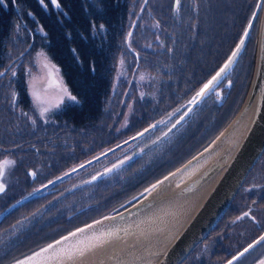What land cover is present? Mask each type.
I'll list each match as a JSON object with an SVG mask.
<instances>
[{
	"label": "rangeland",
	"instance_id": "rangeland-1",
	"mask_svg": "<svg viewBox=\"0 0 264 264\" xmlns=\"http://www.w3.org/2000/svg\"><path fill=\"white\" fill-rule=\"evenodd\" d=\"M38 1L41 2L43 7H47V0ZM127 2L130 4L128 7L130 9V20L128 25L125 26L126 31L121 47L122 53L119 55L118 60L114 62L115 77L113 81V93L111 95L113 97H110L106 104L107 112L111 108L116 109L110 111L108 120L104 117V122L99 123L101 129H97V123L93 128L89 127L90 129H87L88 126L82 128L75 126V129L73 125L67 123V120L62 116V112L70 104L79 103V99L73 94L71 87L68 85L62 65L55 60L54 56L48 50V34L44 31L35 13L25 8L26 0H0V6L4 7L3 13L0 7V19L4 24V30L2 29L0 33V165H3L0 181L7 187L5 192L0 193V254L5 251H10L15 242H17L15 244L24 242L20 241V231H38L40 229L35 228L36 224L43 223L46 220L44 213L36 212L40 207L35 211L29 209L31 206L26 204L21 205V209H14V207L19 206L24 199H27L28 195H31L43 185L48 184V182H52V180L92 158L104 154L110 147L126 141L128 137L137 134L142 129L138 121L132 122L135 119L134 115L137 113L143 112V115L154 119V122H149V124L154 123L152 128L154 127L157 133V139L148 148V151L141 156V162L149 164L152 161H156L153 166L158 168L157 172L149 174V179L139 186L141 189L139 190L138 188V194L148 188H152L160 178L167 176L171 171L180 167L182 163L192 159L195 154L202 151L203 148L213 142L223 132L236 115V111L247 91L245 88L249 80V72L251 71L253 33L254 29L258 26L259 20L255 22L251 37L240 56L241 58L231 68V71L203 97L199 104L193 106L195 94L202 89L220 67L212 72L198 87L190 89L188 92L180 91L177 93L176 89L170 90L171 85L169 83H167V86L163 84L170 79L168 75L164 77L167 73L166 71L170 69L168 64L158 60L156 55H152L155 53L159 54L162 48H164L166 42V39H164L165 34H162L158 23L155 19L152 20L149 16L150 14L145 15L143 13L138 22V24L141 23L143 29L142 27L135 28V31L138 33L134 36L135 31L133 33L130 27L135 21L136 16L142 11L146 0H127ZM220 3L222 4L221 0ZM239 3L241 4L239 0L225 1L224 4L230 11V15L224 17V21H227V23L230 22L233 17L232 12H236L235 8L239 7ZM180 4L181 0H175L174 14L178 13ZM228 10L227 12H229ZM146 27H148V30L145 29ZM28 28L33 29V36L36 35L32 40L34 42L33 45L36 46L31 51H27L30 46L29 31L26 30ZM221 29L222 27L217 28L216 32L220 34ZM7 30L8 35H4ZM188 35L186 33L183 38L186 39ZM240 39L241 37L237 40L220 66L228 59ZM226 41L227 38L222 44V47L224 44L226 47L229 45V42ZM218 48L213 55L208 58L205 56V60L203 61L198 59L197 63H203L205 65L213 62L214 56L221 50L220 46ZM144 51H150L152 54H145L143 53ZM223 54L225 55L226 51ZM198 66L195 73L199 72ZM170 72L172 71L170 70ZM171 78L173 77L171 76ZM62 89H66L70 95L75 96L76 101H71L67 95H64ZM162 90L168 93L170 98L168 96L165 98L161 94ZM121 91L124 92L122 101L113 103L115 95ZM34 92L39 94L41 101L36 99L33 95ZM171 94H173L172 98ZM128 99L130 100L128 101ZM137 99L146 101L145 107L134 108L131 104L133 101H137ZM192 106L193 108L190 109ZM45 109L47 110L45 111ZM183 113L186 114V118L184 119L186 123L184 121L181 123V130L189 132V137L187 138L188 143L186 144L187 148L183 154V157L186 156L185 160H183V157L181 159L177 158V153L174 154L171 152L172 150H176L180 142L184 141L187 136H179L178 140H176L178 135L176 133H180V131L167 135V132L172 128L174 122L183 120ZM58 116L60 118H57ZM174 116L176 120L172 118ZM153 139L155 138L151 137L150 140ZM146 143L148 142H134L125 148L129 149V147L134 146L133 149H137V147L144 146ZM78 144L80 145L77 148ZM117 150L115 155L122 151L120 149ZM134 152L133 150L131 153ZM112 158L113 156L107 155L101 162L96 161V163L87 166L83 170L74 172L72 175L63 178L64 180L61 181L63 183L58 182L55 184L56 186L50 188L45 193H49V196L53 195L55 190L63 185L66 189L76 188L78 195L75 192L74 194L67 195L65 199V202L70 207L71 204H74L79 199L80 195L79 202L75 207L71 208V211L69 210L70 212L85 207V203H93L96 198L97 186H101L108 178L113 179L119 171L116 170L115 173L108 175L106 178L94 179L95 174L110 164L115 163L118 156L116 159ZM167 161L169 162L167 163ZM30 169H33L36 173L35 178L28 173ZM155 178L158 179L155 180ZM135 197L132 196V198L118 207L115 206L116 208L108 207L105 212L98 214L96 217L95 213L91 210L86 217L85 224L68 227L70 231L64 235L54 236L52 238L47 237L49 232L55 229V226H51L52 229L47 228L48 230L43 228V230L31 236L30 238L32 239H29L25 243L30 244L33 241L45 237L46 241L43 245L17 259L13 258L6 264H16V261L22 260L23 257L33 254V252L43 249L49 244H54L56 241L65 237V235L86 226V224L117 212L118 209L127 205L126 203ZM253 198L258 202V205L255 204L258 206V210H255L253 213L257 219L259 218L264 221V156L259 157L255 166L248 173L246 180L240 187L236 195V206L245 209L247 206H240V202L244 203L249 199L253 200ZM43 200V196L37 198L39 202ZM184 211L186 210L183 209L179 212L182 214ZM178 218L176 217L175 219ZM162 221L167 222L164 219ZM162 221L154 225H159ZM252 224V220L248 218L238 220L231 224L229 230L230 238H244L245 241L239 247L232 249L230 254L235 253L244 245L247 243L250 244L251 241L256 239V235L250 238L247 237V230H250L249 228ZM135 225L141 226L139 224ZM243 227L246 229H243ZM44 232L47 234H43ZM40 233L43 235H40ZM123 233H116L114 235H116L117 240L120 236H129L127 232ZM131 233L133 232L131 231L129 234ZM137 233H140L139 236H141L138 237L140 239L134 242L137 246H142V243H145L147 240L151 242L152 239L160 238L155 233L153 235L145 234L144 229H141ZM146 236L148 238H145ZM11 238H14L12 243ZM134 238L135 236L133 235L129 239H122L117 244L106 246L111 239L109 236H103L101 241L104 243L100 244H104L101 246L104 248L103 254H101L97 247L94 249L96 244L94 246L90 244L84 247L77 245L75 249H73V246H69L73 251L69 252L70 255L68 256L73 254L75 256L73 255L74 257L72 256L69 259V261H73L67 264H99V261L104 260V258L116 256L117 247H121L126 251L127 249L129 250L131 248L130 242ZM252 238L253 240H251ZM5 243L11 244L3 246ZM262 246L264 250V240L241 257V259L247 255L249 258L253 251H256ZM216 248L215 243H212L208 246V250L204 254H201V249L193 254L191 253V256L183 264H198L199 262L201 264L212 263L213 252ZM84 254L85 256H82ZM199 254H201L200 260L197 257ZM248 258L246 261L249 263L252 259L250 260ZM3 260L4 258L0 259V264H2ZM90 260L93 263L89 262ZM259 260H264V251L262 255L254 261L252 260L249 264H255ZM219 262L221 260H216L214 264H219Z\"/></svg>",
	"mask_w": 264,
	"mask_h": 264
},
{
	"label": "water",
	"instance_id": "water-1",
	"mask_svg": "<svg viewBox=\"0 0 264 264\" xmlns=\"http://www.w3.org/2000/svg\"><path fill=\"white\" fill-rule=\"evenodd\" d=\"M257 2L241 39L228 59L205 84L208 85V88L205 89V85L202 87L204 89L203 94L197 95L196 93L194 96L193 106L199 104L203 97L231 71V68L241 58L240 56L246 48L255 22L259 20L250 82L236 115L223 132L202 151L195 154L192 159L182 163L180 167L171 171L167 176L160 178L155 187L144 190L126 203L127 205L118 209L117 212L108 214L106 217L99 218L79 228L83 229L82 232L77 229L72 232L75 233V236L70 235L71 233L65 235L68 239L61 238L58 240L60 244H56V242L52 244L54 248L49 249L47 253H41L40 249L23 257L22 260L32 257V260L27 264H67L73 261H69V259L73 255L75 256V254L68 256L70 255L69 252L73 251L69 246H73V249H75L77 245L84 247L96 244L94 249L97 247L103 254L104 248L101 246L104 244L100 245L104 243L101 241L103 236L110 237L111 240L106 245L109 246L117 244L124 238L129 239L133 235L135 238L141 237L139 236L140 233H137L141 229H144L145 234L153 235L155 233L162 239H152L151 242L147 240L142 243V246L134 244L135 239H132L129 250L126 251L121 247H117L116 256L104 258V260L99 261V264H182L186 260L196 245L206 238L227 212V208L234 201L248 173L264 152V0H258ZM242 39L243 44L240 43ZM238 45L239 48H237ZM233 52L237 54L233 56ZM230 58L231 63H229ZM226 64L228 65L227 68H225ZM221 69H224V71L221 72ZM217 73H219V76H217ZM213 77H216V79L213 80ZM200 92L201 90L198 93ZM245 114H248L247 121L241 124L240 120ZM131 140L130 138L128 141ZM117 147L118 145L115 146V148ZM115 148L113 149L115 150ZM106 153L66 172L52 180L50 184L62 180L92 163L95 159L105 156ZM208 161L209 164L206 165ZM206 166L208 169L203 170ZM116 167L117 164L107 168L99 175H106L107 172ZM2 170L3 166L0 165V171ZM162 184L165 186L161 187ZM172 186L175 189H171ZM0 188L4 190L6 187L0 182ZM31 195L27 196V199ZM183 209L186 211L181 214L179 211ZM176 217L179 218L175 219ZM162 218L167 222L162 221ZM161 221V224L154 225ZM131 231L133 233L129 234ZM123 232H127L129 236H120L117 240L114 234H124ZM261 237H264V232L250 242L249 245H252V247H249V245L244 247L234 256L237 257L236 259L232 257L229 261L233 263L240 260L241 257L263 241ZM145 238H148V236ZM44 248H47V246ZM246 248L248 249L247 252L244 251ZM66 252L67 254H65ZM36 253H40V255L36 256ZM241 253L244 254L241 256ZM82 256H85V254ZM229 261L225 264H229ZM259 261L254 263L260 264ZM89 262L93 263L91 260Z\"/></svg>",
	"mask_w": 264,
	"mask_h": 264
},
{
	"label": "trees",
	"instance_id": "trees-1",
	"mask_svg": "<svg viewBox=\"0 0 264 264\" xmlns=\"http://www.w3.org/2000/svg\"><path fill=\"white\" fill-rule=\"evenodd\" d=\"M32 1L26 0L25 8L34 12L41 22L44 31L48 34V50L55 60L62 65L67 83L73 94L79 99V103L67 106L62 112V116L74 128L75 126L81 128L88 126L87 129H90L97 123V129H101L99 123H103L105 118L108 120L110 111L116 109L111 108L107 112L106 104L109 98L113 97L111 96L115 77L113 67L114 62L122 53L125 26L130 20V9L128 8L130 4L127 0H55V2L47 0V7H43L40 1ZM221 1L222 4L220 0H181L180 9L178 13L174 14L175 0H149V3L147 0L144 4V7L147 5L146 8L143 7L136 16L130 27L133 33L135 28L142 27L141 23L138 24V22L144 13L145 15L150 14L152 20L155 19L158 23L162 34H165L166 42L159 54H152L150 51L143 53L156 55L158 60L168 64L170 69L166 71L167 73L165 72L164 77L168 75L170 79L163 84L167 86L169 83L171 85L170 90L176 89L177 93L180 91L188 92L190 89L198 87L212 72L220 67L227 54L241 37L242 31L247 26L246 23L258 3V0H239L241 4L239 3V7L235 8L236 12H232L233 17L227 23L224 21V17L229 16L230 11L224 4L226 0ZM0 7L3 13L4 7ZM3 26L4 24L0 19V33L2 29L4 30ZM219 27H222L220 34L216 32ZM145 29L148 30V27ZM26 30L29 31L28 35L30 36V46L27 51H31L36 46L33 45L34 42L32 41L36 35L33 36V29L28 28ZM256 31L257 28L254 29L253 33L252 62L249 80L246 83L247 87L253 70ZM137 33L135 31L134 36ZM186 33L189 35L185 39L183 36ZM162 34L160 32L161 38ZM4 35H8V30L5 31ZM226 38L229 45L226 47L224 44L222 47ZM219 46L221 50L214 56L215 58L213 57V62L205 65L197 63L198 59L203 61L205 56L208 58L213 55ZM224 51H226L225 55L223 54ZM197 66L199 72L195 73ZM161 94L165 98L169 97L164 90ZM123 95V91L118 92L113 103L122 101ZM145 104L146 101L137 99L131 105L135 108L145 107ZM140 114L143 115V112L134 115L135 119L132 122L138 121L142 124L138 119ZM186 144L184 140L178 147ZM177 149L174 154L177 153Z\"/></svg>",
	"mask_w": 264,
	"mask_h": 264
},
{
	"label": "flooded vegetation",
	"instance_id": "flooded-vegetation-1",
	"mask_svg": "<svg viewBox=\"0 0 264 264\" xmlns=\"http://www.w3.org/2000/svg\"><path fill=\"white\" fill-rule=\"evenodd\" d=\"M138 116H139L138 119L142 122V124H141L142 129L140 131H138L137 134H134L133 136L128 137L126 139V141L130 140V138L132 140L128 141V142L123 141L119 144H115V146L118 145L117 148H115V146H112L108 150L105 151V152H107L105 154V156H107V155L113 156L112 159H116V157L118 156V159L116 160L115 163L110 164L109 166L105 167V169H103L102 171L95 174L94 179L98 180V178H100V179L106 178L108 175L115 173L116 170H119V171L113 179L108 178L106 180V182L101 184V186H97L96 198H95L93 203H85V207H81V208H79L73 212H70L71 208L75 207V205L79 202L80 195H79V199L74 204H71L70 207L65 202V199H66L67 195L74 194L75 192L78 195L76 188L66 189L65 186L63 185L59 189L55 190L53 195L49 196V193L48 194L45 193L50 188L56 186L55 184L64 180V179H62L60 181L53 182L52 184H50L51 182L50 183L48 182V184H50V185H48V184L43 185L40 189H38L34 193H32L30 198L24 199L19 206L14 207V209H21V205L26 204V205H30L31 207H29V209H33L34 211L37 210L38 207H40V209L36 212H39L42 214L44 213L46 220L43 223L40 222V223L36 224L35 228L40 229L38 231H32V232H30L29 230L20 231V233H21L20 241H24V242H21L19 244H15V243H17V242H15L14 246L11 247L10 251H5L4 253H1L0 259L4 258V260L2 261V264H6L7 262L11 261L13 258L21 257L24 254H27L28 252L32 251L33 249L43 245L44 242L46 241L45 237L41 238L39 240L33 241V243L25 244L29 239H32V238H30L31 236H33L34 234L43 230V228L52 229L51 226H55V229L50 231L49 235H47V237L52 238L54 236L64 235L65 233L70 231V229H68V227H74L76 225L85 224L86 223V221H85L86 217L91 210L95 213V217H96L98 214L105 212L108 207L109 208L115 207V206L118 207L119 205H121L125 201H128L130 198H132V196H137V194L139 192L138 191L139 186L144 184L146 182V180L149 179V177H150L149 174L158 171V168L153 166L154 163H156V161H152L149 164L146 162H141V156L145 152L148 151V148L157 139V137H156L157 133L154 130V127L152 128L154 123L149 124V122H154V119H152L151 117H149L147 115L144 116L142 114H140ZM172 118H174V120H176L175 116ZM185 118H186V114L183 113V120H179V121L174 122L172 125V128L169 129V131L167 132V135L175 133L177 131H180V133L179 132L176 133V134H178L176 137V140H178L179 136H181V137L187 136L184 140L186 141V143H188L187 138L189 137L188 136L189 132L186 130H181L182 129L181 123L183 121L186 123V121L184 120ZM133 137H135V138H133ZM151 137H154L155 139L150 140ZM134 142H137V143L148 142V143H146L144 146L137 147V149L136 148L133 149L134 146L129 147V149L125 148L126 146H128V145L130 146ZM182 142H180V143H182ZM124 143H126V144H124ZM121 144H124V145H121ZM113 148H115V150ZM186 148H187L186 145L178 147V149H177L178 158H181L183 156L184 150ZM117 149H120L122 151L115 155L116 151H118ZM133 150L135 152L131 153V152H133ZM174 151L175 150H172L171 153H174ZM105 156L95 159L92 163L84 166L83 168H81L79 170H83L87 166H89L93 163H96V161L101 162L105 158ZM261 156H264V152L262 153ZM92 159H94V158H92ZM88 161H90V160H88ZM168 162L169 161H167V163ZM116 164H117V167L115 169L111 170L110 172H107L106 175H102V176L99 175L100 173L105 171L107 168L113 167ZM1 166H3V165H1ZM79 170H77V171H79ZM28 173L33 178L36 177V175H35L36 173L34 172L33 169H30V171ZM0 177H1V174H0ZM156 179H158V178H155V180ZM61 183H63V182H61ZM6 189H7V187L3 191H0V193L5 192ZM140 189L141 188H139V190ZM105 195H107V196H105ZM39 196L44 197V200L42 202L37 201V198H39ZM235 200H236V197L234 198V201ZM233 202L227 208L226 214H224V216L221 218L222 220L220 219L221 223L219 221L218 222L219 224L217 223V225L209 232V234L206 236V238L204 240H202L201 242H199L198 245H196L194 250L191 252L193 254L194 252L199 251L201 249V251H202L201 254H204L207 252L208 246L211 245L212 243H215V246L217 248L213 252L212 263L209 262V264H214V262L216 260H221V262H219V264H223L224 262L229 261V259L233 255L240 252V250L242 248H244L245 246H247V244H249V243H247L242 248H240V250H237L235 253L230 254L232 249H234L235 247H239V245L245 241L244 238H241V239L240 238L239 239L238 238H232V239L230 238L229 230H230L232 223H234L238 220H242L244 218H248V219L252 220L253 224L250 226V228H249L250 230H247L248 231L247 232L248 238H250L251 236H254V235H256L255 236L256 238H258L264 232V221L262 219H259V218L257 219L253 213L255 210H258V206L255 205V204L258 205V202L254 198H253V200L249 199L247 202H244V203L240 202V206H247L245 209H243V207H237L236 201L234 203ZM245 214H247V215H245ZM49 215H51V217H49ZM243 229H246V228L243 227ZM43 234H47V233L44 232ZM43 234L40 233V235H43ZM13 239L14 238H11V243L13 242L12 241ZM251 240H253V238ZM11 243H9V244L5 243L3 246H8ZM263 251L264 250H263V246H262L261 248L257 249L256 251H253L249 258L247 255L246 257H244L242 259L240 258V260L234 264H249L252 260L254 261L255 259H257V257L262 255ZM201 254H199L197 256L199 260H200ZM190 256L191 255H188V258ZM188 258H186V260ZM247 258L250 260L252 259V260L248 263L246 261ZM198 264H201V263L199 262Z\"/></svg>",
	"mask_w": 264,
	"mask_h": 264
},
{
	"label": "snow or ice",
	"instance_id": "snow-or-ice-1",
	"mask_svg": "<svg viewBox=\"0 0 264 264\" xmlns=\"http://www.w3.org/2000/svg\"><path fill=\"white\" fill-rule=\"evenodd\" d=\"M53 2H55V0H53ZM245 35H247V33H245ZM240 43L241 44H243L244 43V41H243V39L240 41ZM237 48H239V45L237 46ZM237 53L236 52H233L232 53V55L233 56H235ZM229 63H231V58L229 59ZM228 67V65L226 64L225 65V68H227ZM224 71V69H221V72H223ZM217 76H219V73H217ZM216 79V77H213V80H215ZM209 83H211V82H209ZM206 88H208V85H205V89ZM62 92L64 93V95H67L68 96V98L71 100V101H76V97L75 96H72V95H70L68 92H67V90L66 89H62ZM203 92H204V89H201V92L200 93H197V95H202L203 94ZM33 95L36 97V99L38 100V101H41V97L39 96V94L38 93H36V92H34L33 93ZM47 109H45V111H46ZM5 163H10V162H5ZM0 174H2V171H0ZM153 187H155V185H153ZM3 189L2 188H0V191H2ZM245 215H247V214H245ZM78 231H83V229H78ZM70 235H72V236H75V233H71ZM68 239V237H64V240H67ZM261 240H264V237H261ZM56 244H60V241H56ZM249 247H252V245H249ZM54 248V245H52V244H49L48 246H47V248H43V249H41V253H47L48 251H49V249H53ZM245 252H247L248 251V249L246 248L245 250H244ZM244 253H241L240 255L242 256ZM36 256H39L40 255V253H36L35 254ZM237 257H234V259H236ZM32 260V257H28V258H26V260H19V261H16V264H27V262H30ZM229 264H232V261H229ZM260 264H264V260H261L260 261Z\"/></svg>",
	"mask_w": 264,
	"mask_h": 264
},
{
	"label": "bare ground",
	"instance_id": "bare-ground-1",
	"mask_svg": "<svg viewBox=\"0 0 264 264\" xmlns=\"http://www.w3.org/2000/svg\"><path fill=\"white\" fill-rule=\"evenodd\" d=\"M247 116H248V114H247V115L245 114L244 117L240 120V123H241V124H244L245 121H247ZM212 162H213V160H212ZM207 164H209V161L206 163V165H207ZM207 169H208V168H207V166H206L203 170H207ZM162 186H165V185L162 184L161 187H162ZM161 187H160V188H161ZM171 189H175V187L172 186ZM134 239H135V240H134V242H135V241H136L137 239H139V238H134ZM134 242H133V243H134ZM138 243H141V242H138ZM134 244H135V243H134Z\"/></svg>",
	"mask_w": 264,
	"mask_h": 264
}]
</instances>
